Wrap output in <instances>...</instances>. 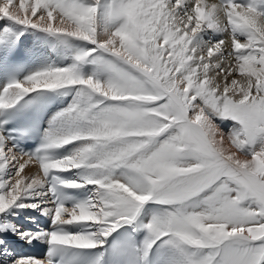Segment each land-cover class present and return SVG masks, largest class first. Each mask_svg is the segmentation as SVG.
<instances>
[{
  "label": "snow or ice",
  "instance_id": "1",
  "mask_svg": "<svg viewBox=\"0 0 264 264\" xmlns=\"http://www.w3.org/2000/svg\"><path fill=\"white\" fill-rule=\"evenodd\" d=\"M0 264H264V0H0Z\"/></svg>",
  "mask_w": 264,
  "mask_h": 264
},
{
  "label": "bare ground",
  "instance_id": "2",
  "mask_svg": "<svg viewBox=\"0 0 264 264\" xmlns=\"http://www.w3.org/2000/svg\"><path fill=\"white\" fill-rule=\"evenodd\" d=\"M34 171H35L34 168L26 169V173L27 174H30L31 172H34ZM33 213H38V212L29 211V212L25 213V215L26 216H32ZM25 221H27V220H25L23 218H21V220H20V223H22L24 227H26ZM8 239L13 243V245L16 247L17 251L22 252V254H24V253L27 254L29 250H33V251L40 250L44 246L42 244H37L34 247H30V246H27V245L26 246H21V245H24V244L19 242V241H16L14 237L9 236ZM29 255H31V254H29ZM38 257H43V256L39 255Z\"/></svg>",
  "mask_w": 264,
  "mask_h": 264
},
{
  "label": "rangeland",
  "instance_id": "3",
  "mask_svg": "<svg viewBox=\"0 0 264 264\" xmlns=\"http://www.w3.org/2000/svg\"><path fill=\"white\" fill-rule=\"evenodd\" d=\"M21 245V244H20ZM21 246H26V245H21Z\"/></svg>",
  "mask_w": 264,
  "mask_h": 264
}]
</instances>
